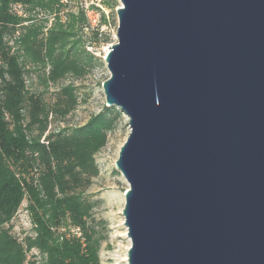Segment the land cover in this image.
<instances>
[{"label": "water", "instance_id": "water-1", "mask_svg": "<svg viewBox=\"0 0 264 264\" xmlns=\"http://www.w3.org/2000/svg\"><path fill=\"white\" fill-rule=\"evenodd\" d=\"M117 1L127 264H264V0Z\"/></svg>", "mask_w": 264, "mask_h": 264}, {"label": "trees", "instance_id": "trees-1", "mask_svg": "<svg viewBox=\"0 0 264 264\" xmlns=\"http://www.w3.org/2000/svg\"><path fill=\"white\" fill-rule=\"evenodd\" d=\"M62 6L61 0H0V264H100L102 238L84 191L121 114L105 107L83 126L50 131L52 116L63 120L75 110V88H62L49 106L26 84L31 72L56 83L93 61L66 48L74 21L83 30L90 25L81 10L65 28ZM40 12L54 15L49 29L46 20H35ZM24 202L26 235L13 225ZM33 250L40 263L28 258Z\"/></svg>", "mask_w": 264, "mask_h": 264}, {"label": "rangeland", "instance_id": "rangeland-1", "mask_svg": "<svg viewBox=\"0 0 264 264\" xmlns=\"http://www.w3.org/2000/svg\"><path fill=\"white\" fill-rule=\"evenodd\" d=\"M61 3L63 6L59 18L65 28L71 24L73 17H78L81 10L85 13L86 7L97 12L99 20L97 25L91 26L85 15L90 25L89 30L81 29L80 23L74 21L70 31L72 35L68 39L66 48L71 49L72 52L75 51L78 55L84 52L93 57L90 65L84 67L85 72L71 74L56 83L48 82L47 84L43 81L42 72L34 71L26 77L29 91L40 94L49 106L54 103L57 92L62 88L68 85L75 88L77 97L75 110L63 120L52 116L48 127L50 131L83 126L90 118L104 111L105 97L101 85L109 78V73L103 58L107 53V48L117 43L118 24L115 11L120 7L117 0H61ZM34 18L38 22L46 20V29H49L54 22V15L51 13L40 12ZM95 33H97L96 37ZM105 39L108 40L107 43ZM47 72L48 68L44 73L47 74ZM129 133L128 121L121 115L113 131L108 135L107 145L95 155L98 175L91 180V185L84 191L85 198L93 205L91 213L95 220V231L102 238L99 252L100 264H127V252L131 246L130 240L126 237L124 218L121 215L125 202L124 193L128 185L114 167L119 150ZM25 206V202L20 206L13 225L15 226L14 232L22 229L26 235L31 232V227ZM30 256L36 257L35 259L31 257L30 260L41 262L36 251H31L28 258Z\"/></svg>", "mask_w": 264, "mask_h": 264}, {"label": "built area", "instance_id": "built-area-1", "mask_svg": "<svg viewBox=\"0 0 264 264\" xmlns=\"http://www.w3.org/2000/svg\"><path fill=\"white\" fill-rule=\"evenodd\" d=\"M85 15L89 19V23L91 26H95L98 23L99 20V14L97 12H94L92 10H89V8H85Z\"/></svg>", "mask_w": 264, "mask_h": 264}]
</instances>
